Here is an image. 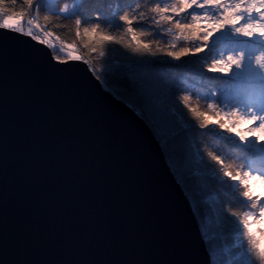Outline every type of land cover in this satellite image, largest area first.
<instances>
[{"label":"snow or ice","instance_id":"obj_1","mask_svg":"<svg viewBox=\"0 0 264 264\" xmlns=\"http://www.w3.org/2000/svg\"><path fill=\"white\" fill-rule=\"evenodd\" d=\"M258 188L264 0H0V264H264Z\"/></svg>","mask_w":264,"mask_h":264},{"label":"water","instance_id":"obj_2","mask_svg":"<svg viewBox=\"0 0 264 264\" xmlns=\"http://www.w3.org/2000/svg\"><path fill=\"white\" fill-rule=\"evenodd\" d=\"M105 103L107 104L108 102L105 101ZM109 107L111 106L109 105ZM116 115L118 118L125 120L129 124V126L133 128V130L141 138L142 141H144L146 144L149 143V138H148L147 133L142 128H140L139 125H136L131 120L130 117H127L125 114H123L122 112H119L118 110L116 111ZM151 157H152V161L154 165L156 166L157 170L159 171L161 175H163L164 174L163 162L160 156L158 155V153L156 152L155 148L151 149ZM181 215H182V218H183V221L186 227L192 228L193 218H192L190 209L186 205H181Z\"/></svg>","mask_w":264,"mask_h":264},{"label":"rangeland","instance_id":"obj_3","mask_svg":"<svg viewBox=\"0 0 264 264\" xmlns=\"http://www.w3.org/2000/svg\"><path fill=\"white\" fill-rule=\"evenodd\" d=\"M264 191V188H258L257 192L258 194L260 192ZM200 207L202 211H205L207 215H211L210 213V204L209 203H205L204 200L202 199L200 202ZM258 227L264 229V223L258 225ZM216 230L214 228V226H212L211 224L209 225V231H208V236H209V243L212 244H216L217 246H221V241L219 240L218 236H216ZM261 246H264V239L260 240Z\"/></svg>","mask_w":264,"mask_h":264},{"label":"trees","instance_id":"obj_4","mask_svg":"<svg viewBox=\"0 0 264 264\" xmlns=\"http://www.w3.org/2000/svg\"><path fill=\"white\" fill-rule=\"evenodd\" d=\"M113 58H114V59H118V55L113 54ZM209 75H211V73H209ZM215 234H216V233H215Z\"/></svg>","mask_w":264,"mask_h":264}]
</instances>
